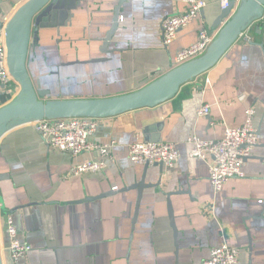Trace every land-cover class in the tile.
Segmentation results:
<instances>
[{
	"label": "crops",
	"instance_id": "0c3cea01",
	"mask_svg": "<svg viewBox=\"0 0 264 264\" xmlns=\"http://www.w3.org/2000/svg\"><path fill=\"white\" fill-rule=\"evenodd\" d=\"M24 1L0 0V21ZM204 1L164 46L161 19L185 12L189 4L182 0H51L53 12L28 47L29 77L48 91L43 100L135 91L172 69L176 52L193 43L201 28L217 35L229 15L215 24L219 1ZM117 7L110 51L104 52ZM241 36L172 98L99 118L91 141L113 143L100 172L70 174L75 162L101 159L96 149L73 156L48 148L32 124L8 130L0 140L2 263L10 262L4 224L12 214L20 240L32 247L19 264H202L221 243L222 229L242 264H264V22L251 23ZM204 104L209 113L198 116ZM248 107L258 143L244 162V176L215 192L208 179L210 157H191L186 140L220 139L225 127L243 123ZM147 136H159L151 142H175L178 161L162 168L133 163L128 145ZM141 180L148 186L136 209L137 189L125 188ZM209 204L213 216L204 213Z\"/></svg>",
	"mask_w": 264,
	"mask_h": 264
},
{
	"label": "built area",
	"instance_id": "2783aa9c",
	"mask_svg": "<svg viewBox=\"0 0 264 264\" xmlns=\"http://www.w3.org/2000/svg\"><path fill=\"white\" fill-rule=\"evenodd\" d=\"M182 1L189 4V8L185 12L165 15L161 19V43L164 46L170 43L175 38L178 30L184 27L206 5L204 0ZM218 1L221 10L225 9L230 2V0ZM232 1L234 7L231 13L241 0ZM258 22H264V9ZM4 24L0 25V96L8 93L11 88L14 89L15 93L18 89L17 83L6 68L3 45ZM214 37L205 28H201L198 31L197 39L193 43L176 52L173 57L174 66L203 54ZM241 37L244 42L250 41L248 34ZM6 102L0 99V106ZM208 113L209 107L206 104L202 105L197 111L198 116H205ZM244 115L243 123L239 126L225 127L223 136L220 139H203L196 135H190L186 140L190 145L189 155L191 157L200 159L210 157L208 179L215 192L220 191L228 180L244 176V162L252 155V151L258 143L257 130L253 123V108H246ZM98 122L99 118L81 116L42 119L33 122L32 125L50 149L68 152L73 156L92 149L99 151L101 159H85L70 166V174L79 176L85 173L102 171L105 167L103 157L108 156L110 153L112 142L99 144L90 139L97 129ZM128 156L135 164L160 162L164 166L172 167L178 161L180 154L175 142L137 140L128 145ZM204 213L213 216L214 206L212 204L206 205ZM4 231L7 238L6 249L9 254V264H19L29 255L32 247L20 240L12 214L5 216ZM221 231V243L210 249L208 257L203 260L202 264H242L238 249L230 245L224 230Z\"/></svg>",
	"mask_w": 264,
	"mask_h": 264
},
{
	"label": "water",
	"instance_id": "95a60500",
	"mask_svg": "<svg viewBox=\"0 0 264 264\" xmlns=\"http://www.w3.org/2000/svg\"><path fill=\"white\" fill-rule=\"evenodd\" d=\"M233 7L234 2L230 0L228 6L221 10L216 17L215 24L229 15L227 21L203 54L174 66L135 91L104 98L43 100L42 98L48 91L40 89V84H37L36 88L32 83L26 69V57L30 41L32 38L37 39V32L42 27V21L53 12V3L51 0H25L13 11L3 28L6 68L17 83L18 89L9 101L0 106V140L13 127L32 124L42 119L81 116L105 118L139 108L152 107L172 98L181 85L212 68L237 40L242 31L251 23L258 21L264 9V0H241L231 13ZM118 12L117 7L114 14V23L103 39L102 51L104 52L110 51L107 49L108 41L116 29ZM3 23L0 21V25ZM145 140L159 141V136H147ZM154 165L162 168L160 162H156ZM147 166L148 164H145V167ZM146 186H148L147 183L141 180L139 183L125 188V190L137 189L136 209L142 190ZM167 199L170 220L175 231L170 198ZM135 216L136 211L133 222ZM0 264H3L1 248Z\"/></svg>",
	"mask_w": 264,
	"mask_h": 264
},
{
	"label": "trees",
	"instance_id": "16d2710c",
	"mask_svg": "<svg viewBox=\"0 0 264 264\" xmlns=\"http://www.w3.org/2000/svg\"><path fill=\"white\" fill-rule=\"evenodd\" d=\"M15 94L14 89H9L8 93L1 95L0 99L4 102L9 101L12 98V95Z\"/></svg>",
	"mask_w": 264,
	"mask_h": 264
}]
</instances>
